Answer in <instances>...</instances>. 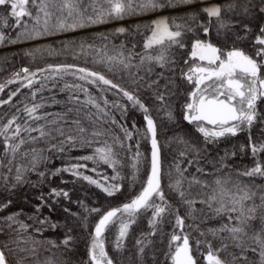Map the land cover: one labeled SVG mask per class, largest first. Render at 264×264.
Returning a JSON list of instances; mask_svg holds the SVG:
<instances>
[{"label":"snow or ice","instance_id":"6c2138e0","mask_svg":"<svg viewBox=\"0 0 264 264\" xmlns=\"http://www.w3.org/2000/svg\"><path fill=\"white\" fill-rule=\"evenodd\" d=\"M194 3L197 0H0V9H4L0 14V44L39 41L111 20ZM200 12L206 14L207 23H200L199 15L192 13L179 18L180 22L161 15L144 26V33L140 32L139 25L135 30L116 28V34L130 35L135 31L136 35L145 36L139 53L134 51L135 43L131 47H126L125 43L118 48L113 45L109 50L106 43L97 47L95 43L75 40L62 43L59 49L36 47L25 53L33 59L37 53L71 55L73 59L84 57L85 63L91 57V63L104 71L74 63L46 64L35 71L23 67L7 81L30 89L33 103H24L22 109L17 108V114L0 124V197L5 192L14 195L25 185L39 187L62 173L95 186L108 197L121 192L126 178L131 187L140 184V190L127 202L107 211L88 207L83 200L75 201L83 209L82 213L71 212L67 207L63 209L71 218L79 216L80 226L85 230L89 217L99 215L88 231L83 264H124L106 250L107 233L115 229L112 249L117 254L123 253L133 225L149 213V231L142 232L136 239L132 264H154V240L150 237L162 233L168 217L174 222L168 250L164 253L166 264H199L197 253L202 255L205 264H264V184L256 182L264 179V161L257 159L264 154V143L257 144L251 135L254 126L264 125V108L261 107L264 105V0H221L200 8ZM213 27L217 38L222 36V43L230 47L203 38L211 36ZM99 38L108 40L103 34ZM186 41L191 47L190 59L183 63L190 66L187 71L181 69L180 75L191 86V91L187 94L183 120L195 126L206 146L218 145L222 138L247 131L248 144L241 145L240 151L246 154L247 149L251 150L254 166L245 170L234 168L226 163L229 153L225 152L214 162V173L209 174L197 166L196 173L200 175L188 176V167H182L185 158L190 154L199 157L187 159L188 166L199 165L207 159L208 149H201L176 134L169 138L168 145L175 143L184 147L178 156H172L165 170L157 120L147 101L158 105L156 111L163 114L162 120L175 122L171 100L179 87L174 74L181 59L176 52L188 46ZM246 41H250L247 50L240 46ZM105 72L115 79L108 78ZM66 77H72L74 82L69 83ZM37 84L39 87H34ZM5 87L0 84V92ZM20 88L10 92L7 100H0V105L10 103ZM54 88L67 93L66 99L41 95V102H35L38 94ZM109 95L114 98L109 99ZM53 104L60 105L61 110L43 111ZM130 109L143 114V127L135 121L130 127L122 122ZM21 112L23 118L19 115ZM6 115H0V121ZM33 132L37 135L33 136ZM261 134L264 135V127ZM143 141L150 145L148 154L141 151ZM38 143L45 147H26ZM73 149H91V152L69 157L75 163L40 170L41 165H47L54 158L52 154H65ZM122 153L130 154L129 177L122 175ZM17 158L26 162L17 163ZM87 162L94 166L88 168ZM101 166L112 169L113 175L101 172ZM86 172L94 173L95 178ZM142 172L146 177L143 180ZM31 174L37 176L35 182L29 179ZM208 175L214 178L211 181L204 178ZM194 189L198 190L196 195H193ZM169 194L178 203L174 204ZM48 196L72 202L69 192L63 189L53 188ZM37 199L41 203L35 207L36 214L28 217L32 225L20 218V212L4 214L13 202L10 196L0 200V264H73L71 254L76 251L77 237L75 227L68 220L59 240L37 239L32 234H41L45 226L54 230L60 228L40 215L43 207L51 209L45 195L41 193ZM201 216L204 218L201 223L210 221L216 226L202 230L195 223ZM186 219L192 220L193 225H187ZM185 228L199 232L204 240L197 239L193 248L190 233L185 232ZM213 241H219V247L214 248ZM201 245L207 248L206 253L201 252ZM52 249H63L68 255L55 259L45 256L42 260L41 256ZM221 253H226L230 259L221 258Z\"/></svg>","mask_w":264,"mask_h":264},{"label":"trees","instance_id":"16d2710c","mask_svg":"<svg viewBox=\"0 0 264 264\" xmlns=\"http://www.w3.org/2000/svg\"><path fill=\"white\" fill-rule=\"evenodd\" d=\"M206 1H214V3H220L221 0H206ZM200 2L197 0V3L192 5H181L177 8H171L166 10H161L160 12H145L142 14H138L135 16L126 17L124 20H111L106 24L94 25L88 28L78 29L75 32H68L62 33L58 36H51L43 38L39 41H29V42H21L18 44H0V84H5L6 87L3 92H0V100H7L8 95L10 92L15 91L20 86L17 83L8 84L7 81L9 78L12 77L14 72H18L23 67H28L30 70L35 71L38 68H44L46 64H56V63H74L81 67H87L90 69L104 71V69L100 68L99 66H94L91 63V57L88 58V62L85 63V58L80 57L79 59H73L71 55H61V56H48L47 53L40 54L37 53L36 58L33 59L31 56L26 55L25 53L35 49L36 47H54L59 49L62 43L67 41L75 40L77 43L80 41H87L89 43H95L97 47H103L105 43L109 50L112 49L113 45L118 46L121 43H125L126 47H131L133 43L137 45L135 48V52L139 53L142 52L143 49V41L145 39L144 35H136L135 31H133L130 35L129 34H116L115 29L118 27H125L129 29L135 30L139 25L140 32L144 33L145 25H150L154 19L159 18L161 15L168 17L169 19H176L177 22H180L179 18L187 17L192 13H196L199 15V22L200 23H207L206 14L200 12V8L205 7L199 5ZM189 6V7H186ZM185 7V8H182ZM181 8V9H178ZM177 9V10H175ZM173 10V11H172ZM4 13V9H0V14ZM13 21L10 19L9 23ZM7 31L11 32V29H7ZM107 35L108 40L102 41L99 37L100 35ZM203 37V33H199ZM14 35V33H13ZM255 34L252 36V40H254ZM205 39H211L214 43H220L222 47H230V45L223 44V37L221 36L219 39L217 38L215 27L212 29V33L210 37H203ZM186 43H188L186 41ZM240 46L244 47L246 50L250 47V41L243 42ZM190 43L185 49L177 50L176 55L181 58L179 64L177 66L176 72L174 74L176 84L179 85L178 89L176 90V95L172 97L171 100V108L175 114L176 120L175 122H169L167 120H162V113H158L156 105L153 101L148 100V105L152 109V115L156 118L158 124V136L162 146V153L164 157V164L165 170H167L168 165L172 161V156H178L180 150L183 149V145L178 144H171L168 145L169 138L173 135H181L184 136L186 139L193 141L194 143L198 144L201 149L207 147L208 151L206 153L207 159L202 161L199 165H187V159H200L199 157H193V155H189L184 160V164L182 167H188V172L186 175L191 176L192 174L200 175L196 173V167L200 166L203 167L205 172L212 174L214 173V162L218 161L221 156L224 155L225 152L229 153V157L226 160V163H229L234 168H239L240 170H245L254 166L255 160L252 157L251 150L247 149L246 154L240 151L241 145L248 144V136L249 133L247 131L239 133L235 137H227L222 138L218 145H208L204 144L203 137L196 131L195 126L189 124L188 122L183 120V111L184 105L188 102V92L191 91V86L181 78L180 72L181 69L187 71V68L190 65H185L183 63L184 60L190 59ZM138 63V59L135 61ZM159 71V69H157ZM105 75L108 76L110 79H115L110 73L105 72ZM66 80L69 83L74 82L72 77H66ZM78 82V81H75ZM119 83V80H116ZM62 86V84H61ZM34 87L38 88L39 84L34 85ZM51 87V85H49ZM31 90L28 88H20V92L12 98V101L5 105H0V115L7 114L4 120L0 121V124L6 123L7 119L11 116L17 114V108L22 109L24 103L31 104L33 103L30 95ZM41 95L44 98L51 97L55 95L56 99L64 100L66 99L67 93L60 92L58 89H52L51 92L45 91L42 94H38L36 97L35 102H41ZM150 95V93L148 94ZM109 99H113L114 97L109 95ZM142 98H144L142 96ZM23 102V103H21ZM125 103H127L125 101ZM264 108V105H261ZM61 110L60 105H51L43 111L47 112H59ZM19 115L23 118V112L19 113ZM119 118V117H117ZM135 121L139 127L144 126L143 121V114L136 110H129L128 116L124 123H127L129 127L131 126L132 122ZM22 122V120L20 121ZM264 125H257L254 126L251 130L252 139L257 144L264 143V135L261 134V128ZM118 131V129H117ZM33 136L37 135V133L33 132ZM122 135V134H121ZM134 145V141L131 142ZM26 147H37L43 148L45 145L43 144H34V145H27ZM134 150V149H133ZM141 151L145 154L150 152V146L147 141H143L141 143ZM91 152V149H73L68 153L65 154H52L54 158L47 164L41 165V171H48L50 169H55L61 166H64L69 163H75L74 159H69V157H79L81 155H86ZM235 152L236 155L232 156L231 153ZM60 157V158H56ZM257 159L264 161V154H261ZM26 161H22L20 158H17V163H25ZM88 163V168H92L94 165L91 162ZM122 163L124 165L122 169V175L125 177H129L131 174V160L130 154L122 153ZM101 172L106 173L108 176L113 175L112 169L107 168V166H101ZM88 175H92L95 178V174L92 172H86ZM143 172L141 174V179H145ZM211 181L214 176L208 175L204 177ZM29 179L35 182L37 180V176L35 174H31ZM173 179H175V174L173 175ZM246 179V178H245ZM65 181L62 183L61 181ZM257 183L264 184V179H257ZM63 189L68 191L71 197V203L64 199L63 197H51L49 198L48 194L50 193L51 189ZM140 190V184L137 183L135 187H131L129 180L126 178L123 181V188L120 193H117L113 197L106 196L100 189L96 188L93 185H89L84 181L76 180L72 177L69 173H62L59 176L51 177L50 179L46 180L43 185L32 188L30 185H25L23 188L18 189L15 191V194H10L5 192L3 197H0V200H3L5 197L10 196L12 199V204L6 210L4 214H11L15 212H20V218L27 224L32 225L33 221L29 220V216L35 215V207L37 204L41 203L37 197L43 193L45 195V200L47 201L48 205H51V209L49 207H43L41 209L40 215L41 217H48L51 222L57 223L60 225L58 229H51L50 227L45 226V230L41 234L32 233L36 236L37 239H52V240H59L62 238L63 234L65 233L66 229L63 227L66 220L73 225L76 229V251L75 253L71 254V259L73 264H83V259L86 258V242L88 239V231L94 227L96 220L99 219V215H92L89 217L88 221V228L85 230L83 226H80L79 216L76 218H71L68 213L64 212V208L67 207L70 209L71 212L82 213L83 209L77 204L75 201L83 200L84 203L88 207H97L101 208L103 211H107L109 208L117 207L124 202H127L133 195L136 194ZM165 191L167 192V177L165 178ZM198 190H193V195H196ZM169 199L172 202L178 203L174 196L169 194ZM55 201V203H54ZM199 207V205H197ZM184 213V209L181 208V214ZM102 214V213H101ZM141 217L135 225H133L129 237L127 239V247L123 253L117 254L112 249V241L115 237V229L110 230L107 233V245L106 250L109 252L117 260H123L124 264H132V257L136 251L135 248V241L137 238L140 237L142 232H148V216ZM204 218L201 216L200 220H197L195 223L200 225L202 230H207L209 227L216 226L213 222H204L201 221ZM173 218L168 217L165 220L163 225L162 233H158L155 237H150L154 240V251H155V262L154 264H166L165 255L164 253L168 250V240L170 238V234L173 231L172 228ZM187 225H193V221L186 219ZM35 227H39V225H34ZM31 231V229H30ZM185 232L190 233V243L192 244L193 248H195V241L197 239L204 240V237L199 235V232L193 231L192 228H185ZM209 239H211L209 237ZM213 247H219V241H213ZM201 252L206 253L207 248L201 245ZM68 255L64 253L63 249L57 250L52 249L51 252L44 253L41 256L43 260L45 256H52L55 259L58 256ZM221 258L230 259L227 257L226 253H221ZM152 253H149V257L151 258ZM197 258L199 259V264H205V261L202 258L200 253H197ZM170 264V262H169Z\"/></svg>","mask_w":264,"mask_h":264},{"label":"rangeland","instance_id":"374dc122","mask_svg":"<svg viewBox=\"0 0 264 264\" xmlns=\"http://www.w3.org/2000/svg\"><path fill=\"white\" fill-rule=\"evenodd\" d=\"M212 3H214V1H206V0H203V3H200L199 5L208 6V5L212 4ZM17 84L20 86L19 83H17Z\"/></svg>","mask_w":264,"mask_h":264},{"label":"water","instance_id":"95a60500","mask_svg":"<svg viewBox=\"0 0 264 264\" xmlns=\"http://www.w3.org/2000/svg\"><path fill=\"white\" fill-rule=\"evenodd\" d=\"M186 7H189V6H186ZM182 8H185V7H182ZM178 9H181V8H178ZM175 10H177V9H175ZM173 11V10H172ZM150 146V145H149Z\"/></svg>","mask_w":264,"mask_h":264}]
</instances>
